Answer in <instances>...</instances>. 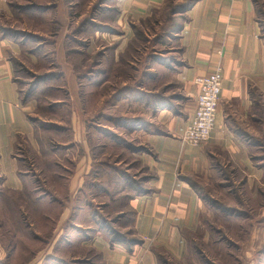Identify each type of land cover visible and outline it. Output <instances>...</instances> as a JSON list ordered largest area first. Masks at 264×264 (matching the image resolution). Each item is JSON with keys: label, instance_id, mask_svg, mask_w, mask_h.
I'll list each match as a JSON object with an SVG mask.
<instances>
[{"label": "rangeland", "instance_id": "obj_1", "mask_svg": "<svg viewBox=\"0 0 264 264\" xmlns=\"http://www.w3.org/2000/svg\"><path fill=\"white\" fill-rule=\"evenodd\" d=\"M134 1L16 0L24 8L21 14L17 9L14 26L29 33L17 35L20 54L15 72L22 94L32 96V113L40 128L45 129L40 137L47 152L38 156L21 150L27 159L22 160L23 171L31 174L23 179L17 210L0 213L1 246L9 254L1 264H37L47 253L57 256L52 264H70L74 257L79 263L72 264H100L98 252L86 243L77 242L74 248L66 243L57 247L53 239L62 225L54 236L51 231L60 219L70 217L88 228L87 238L104 234L101 228L112 225L123 238L132 240L131 244L125 240L131 249L144 242L135 227L138 212L131 201L153 197L159 190L150 185L155 174L140 158L142 153L155 152L137 136L131 137L134 129L130 127L141 129L136 123L152 120V107L148 106L153 101H161L157 102L158 108H167L171 114L186 115L184 104L190 99L178 73L181 66L170 60L180 57L181 51L176 49L180 48L179 40L172 37L180 27L174 17L182 22L178 16L194 0H162L159 6H148L144 13L129 12L135 8ZM58 5L64 9L62 13H58ZM51 75L42 82L36 80ZM120 119L139 122L126 125ZM115 136L136 145L135 150L116 141ZM262 187L199 189V194L246 212L254 226L260 221L264 224ZM121 202L122 207L118 206ZM127 202L133 210L132 220L125 222L123 217L114 223ZM243 220L236 215L227 221L216 220L211 229L207 227L212 234L208 240L207 228L202 234H185L184 261L167 258L162 248L151 249L158 264H264V256L259 254L264 252V240L251 256L244 257L245 250L253 249L250 242H243L248 236L244 234L253 227L247 220L246 227L240 224ZM241 229L245 230L240 235ZM221 233L230 244L220 239ZM155 236L157 232L150 238L154 241ZM108 243L112 246L110 240ZM114 244L127 251L124 243ZM35 253L39 254L37 258L32 257Z\"/></svg>", "mask_w": 264, "mask_h": 264}, {"label": "crops", "instance_id": "obj_2", "mask_svg": "<svg viewBox=\"0 0 264 264\" xmlns=\"http://www.w3.org/2000/svg\"><path fill=\"white\" fill-rule=\"evenodd\" d=\"M161 1L136 0L135 8H130L129 12L144 13L148 6H159ZM259 5H264V0H194L178 16L182 22L174 17L180 27L172 37L179 40L180 48L176 49L181 51L180 57L170 62L181 66L177 67L178 73L190 99L184 104L186 115L171 114L167 108H152V120L148 118L141 129L130 127L134 129L130 136H137L155 152L154 155L142 153L140 158L155 174L150 185L159 190L153 197L131 201L138 212L135 227L144 242L133 249L127 247L126 251L119 245L111 246L105 233L87 238L88 228L70 217L60 219L51 231L54 236L62 225L53 239L58 242L57 247L66 243L71 248L78 245L77 242L86 243L98 252L100 264H158L151 247L162 248L167 258L182 261L186 259L185 234H202L207 227L211 229L216 220L227 221L234 215L244 217L240 224H246L250 219L246 212L224 205L212 196L205 199L199 189H262L264 186V12L261 17L258 15ZM22 8L24 6L16 0H0L1 214L17 210V199L24 190L23 179L31 174L23 171L21 163L27 159L22 148L27 149L28 155L44 156L47 152L44 138L40 137L41 130L45 132V129L34 119L31 95L22 94L23 88L15 72L20 54L17 35L26 32L14 26L15 13L18 9L21 14ZM57 8L58 13L64 10L61 5ZM125 14L123 10L122 15ZM61 50L62 47L58 49L59 63L62 62ZM215 69L220 70L222 89L211 136L199 146L183 145L176 133L193 116L198 90L194 79ZM214 206L222 210L225 217L220 216ZM248 226L253 227L249 234H244L245 229L239 231L240 235H248L243 242L253 245V249L244 251V257L251 256L264 240L261 221ZM156 232L153 241L150 236ZM206 233L208 240L212 234L209 229ZM220 239L228 242L222 233ZM1 245L0 240V264L9 257ZM259 254L264 256V252ZM38 255L35 253L32 257ZM41 258L42 262L37 264H52L57 256L47 253ZM77 261L74 257L70 264L79 263Z\"/></svg>", "mask_w": 264, "mask_h": 264}, {"label": "built area", "instance_id": "obj_3", "mask_svg": "<svg viewBox=\"0 0 264 264\" xmlns=\"http://www.w3.org/2000/svg\"><path fill=\"white\" fill-rule=\"evenodd\" d=\"M198 88L193 116L179 132L183 144L198 146L209 140L215 125L216 111L222 89L220 70L195 77Z\"/></svg>", "mask_w": 264, "mask_h": 264}, {"label": "trees", "instance_id": "obj_4", "mask_svg": "<svg viewBox=\"0 0 264 264\" xmlns=\"http://www.w3.org/2000/svg\"><path fill=\"white\" fill-rule=\"evenodd\" d=\"M262 6V7H261ZM260 8H264V5H259V11H258V15L261 17L262 15V13L264 12V9H263V11H261L260 10ZM263 25H264V23H262ZM142 35V34H141ZM141 35H139V36H141ZM131 46V45H130ZM129 45H128V47L127 48H129L130 47ZM126 48V49H127ZM125 52H127V50H125L124 52H122V54H120V59H122V57H123V55L125 54ZM53 75H51V76H43V77H36V80H37V82H42V81H44V80H46L48 77H52ZM155 97H157L158 95H154ZM155 97H153V99L155 98ZM31 98H32V96H31ZM159 98H161V97H159ZM158 98V99H159ZM161 100H163V99H161ZM157 102H161V101H156V102H152L149 106L150 107H152L153 109H155V108H158L160 105H158V104H160V103H157ZM168 104V103H167ZM163 106V105H162ZM136 120H138V119H134V120H130V121H125V120H123V119H120V121H122L123 122V124H126V125H128L129 123H130V125H135L134 123L135 122H139V121H136ZM143 121V120H142ZM144 123V121L143 122H141V123H136V124H138V126H141L142 124ZM122 124V123H121ZM130 129V128H129ZM131 130V129H130ZM118 140V142H120L121 144H124V145H126L127 147H129L130 149H132V150H135V147L134 146H132L131 144H129L128 142H126L125 140H123L122 138H117ZM131 184H132V182H130ZM193 184V183H192ZM119 200H117V202H118ZM213 204H216L215 202H213ZM118 206H120V207H122V202L120 203V204H118ZM123 209H127V211H123ZM228 210V209H227ZM229 210H232V209H229ZM121 211L123 212L122 214H121V216H119L118 218L119 219H117L114 223H116V224H118L119 222H120V220H122V218L124 217L125 218V222H130L131 220H132V217H133V210L131 211L130 210V207H129V204H128V202L125 204V205H123V208L121 209ZM105 222V221H104ZM103 222V223H104ZM106 223V222H105ZM106 225V224H105ZM114 225V224H113ZM128 225H129V223H128ZM102 229V231L104 232V233H106V235H108V238H109V240L112 242V245L114 244V243H124L125 245H127L128 246V248H130L131 249V247H130V244H131V242H132V240H127V239H125V238H123V236H121L119 233H117L114 229L115 228H113V226L111 225L110 227L109 226H106V227H104V228H101ZM113 230V231H112ZM125 240H127L128 242H130V244L128 245L126 242H125ZM159 264H162V262L161 261H159Z\"/></svg>", "mask_w": 264, "mask_h": 264}]
</instances>
